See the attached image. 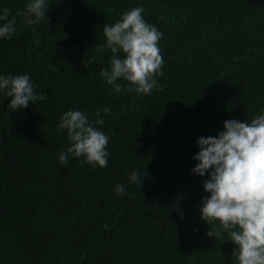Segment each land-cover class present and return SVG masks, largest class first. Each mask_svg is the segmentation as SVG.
<instances>
[{
	"label": "trees",
	"instance_id": "16d2710c",
	"mask_svg": "<svg viewBox=\"0 0 264 264\" xmlns=\"http://www.w3.org/2000/svg\"><path fill=\"white\" fill-rule=\"evenodd\" d=\"M25 2L0 0V7L15 15ZM139 4L164 33L162 87L117 95L100 76L112 55L103 26ZM48 5L40 23H20L0 40V73H29L47 94L19 111L0 94V264H232L227 235H206L211 225L200 205L208 177L192 172L193 156L200 136L264 109V0ZM68 109L92 118L101 111L98 127L111 137L106 168L82 157L59 162L69 141L58 123ZM133 168L142 185L118 196L115 185Z\"/></svg>",
	"mask_w": 264,
	"mask_h": 264
},
{
	"label": "clouds",
	"instance_id": "9594fccd",
	"mask_svg": "<svg viewBox=\"0 0 264 264\" xmlns=\"http://www.w3.org/2000/svg\"><path fill=\"white\" fill-rule=\"evenodd\" d=\"M48 8V0H26L15 15L10 8L0 7V40L11 39L20 23H40ZM103 33L104 48L112 55L100 76L117 95L133 89L139 95H151L162 87L158 77L164 76L160 46L164 33L146 19L143 4L123 11L114 23L104 24ZM121 80L129 82L127 87ZM0 94L11 97V111L47 100V94L38 90L29 73H0ZM111 111L110 106L102 109L105 114ZM104 124L101 111L95 118L81 109L64 111L58 131L66 130L69 146L59 152V162L68 166L72 158L82 157L93 167L106 168L111 137L98 127ZM197 143L199 151L193 156L197 163L192 172L208 177L203 187L209 195L200 205L201 219L211 225L206 235L216 239L227 235L235 245L232 264H264V109L250 121L225 120L222 131L215 136H200ZM126 174L127 183L115 185L118 196L127 194L128 185L143 183L139 169Z\"/></svg>",
	"mask_w": 264,
	"mask_h": 264
}]
</instances>
